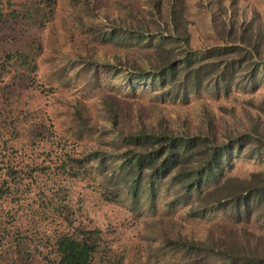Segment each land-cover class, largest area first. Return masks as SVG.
<instances>
[{
	"label": "trees",
	"instance_id": "obj_1",
	"mask_svg": "<svg viewBox=\"0 0 264 264\" xmlns=\"http://www.w3.org/2000/svg\"><path fill=\"white\" fill-rule=\"evenodd\" d=\"M119 2L126 15L100 2L95 8V0H81L107 27L95 26L91 38H82L83 46L73 51L92 64V45H103L110 62L130 70L128 86L150 83L178 106L171 105L173 116L154 105L144 115L114 94L101 92L103 119L121 144L120 164L104 172L100 154L105 149L95 145L84 154L35 98L37 91L48 90L36 76L33 29L52 28L56 0H0V264H33V259L44 264H100L102 256L105 264H125V248L113 251L96 227L72 223L66 188L54 181L55 176L92 177L94 171L107 188L120 185L132 200L145 192L149 207L163 196L167 209L183 206L187 218H203L208 212L225 215L228 224L206 227L201 238L173 223L168 231L148 235L159 241L150 252H170L166 264H264V230L258 223L248 226L251 218L264 223V171L245 178L226 174L236 157L264 156V97L256 103L240 101V110H235L236 94L242 93L238 91L251 92L264 84V25L257 11L248 6L239 13L238 0H194L199 13L208 15L211 38L195 42L189 0H118L116 6ZM68 34L72 36L71 30ZM87 42L93 44L87 48ZM116 44L143 51L129 59L113 49ZM191 96L198 108L193 119L186 114L188 108L179 107ZM71 107L77 138L82 129L96 131L97 122L85 116L79 99ZM111 190L117 198L118 191ZM23 202L35 214L58 219L53 232L19 224L17 210ZM149 223L156 227L161 219Z\"/></svg>",
	"mask_w": 264,
	"mask_h": 264
},
{
	"label": "rangeland",
	"instance_id": "obj_2",
	"mask_svg": "<svg viewBox=\"0 0 264 264\" xmlns=\"http://www.w3.org/2000/svg\"><path fill=\"white\" fill-rule=\"evenodd\" d=\"M117 1L95 0L94 4L97 8V3L100 2L109 11L125 14L126 7L120 2V6H116ZM189 2L190 6L187 13L194 22L192 37H196L195 42H199L198 38H202L203 41H210L211 38L207 36V26L209 25L207 13H199L194 0H189ZM223 2L227 4L229 0H223ZM238 2L242 6L239 7V13L240 10L252 6L264 25V0H238ZM81 21L83 22L81 23ZM104 23L103 18L84 6L81 0H56L51 23L52 28L49 30L44 25L43 28L33 29L38 47L35 56L37 61L36 76L37 80L48 90L45 92L37 91L35 98L36 101L42 103L41 110H46L55 127L59 131L65 132L71 141L75 142L78 149L84 151V154L87 155L95 145L104 148L105 150L100 154L102 155L101 169L104 172H109L120 164L121 144L120 138L111 129L109 122L103 119L104 108L98 102L100 93L114 94L125 100L130 109L140 108L144 115L152 112L150 107L154 105L164 107L173 116L175 112L170 111L172 110L171 105L178 106V102H170L166 94L159 95V91L155 86L154 88L150 83L147 84L144 81H135L133 86H128L127 81L130 78V75L128 76L130 70L117 63L116 65L113 64V61L110 62V59L103 54V45L87 42V48L89 44H93L92 46L96 48V53L93 55L96 59L94 62L91 61L92 64H89L88 61L90 60L86 56L83 57L78 51H73L72 48L77 49V46L81 44L80 40L82 38H91L90 32L94 30L95 26L98 25L99 28H102L105 26ZM70 30L72 36L68 34ZM66 48L67 51H64ZM113 49L119 53H126L129 55V59L132 57L137 58L140 53L139 50L143 51L142 48L135 47V45L123 47L121 44H116ZM106 59H108L107 62L112 63L109 70L107 69L109 63L106 62ZM238 92L242 93L236 94V112L240 110V101L242 103L252 99L256 103L263 98L264 84H259L258 88L251 92L247 90ZM74 99H79L83 106L82 110L84 109L86 112L85 116L89 121L97 122L96 127H94L96 131L88 132L82 129L79 138L73 132L75 126L70 121V110H72V107L70 109V103ZM30 101L35 104V101ZM179 107L188 108L186 114L189 115L190 113L192 119L197 115V101L192 96L187 104ZM245 107H248L246 103ZM249 110L253 111L252 108H249ZM93 166H96L95 162H93ZM97 169L99 170V168ZM255 171H264V156L262 159L236 157L233 159L232 165L226 170V174L245 178ZM89 176L92 177H65L67 179L63 180L55 176L54 181L56 183L61 182L66 188L64 196H66L70 206L72 223L77 224L79 220L83 222L84 226L86 224L87 227H96L101 231L107 247L109 246L113 251L125 248L127 252L125 264H166L170 259V252L167 249L156 254L150 252L149 248L158 246L159 241L148 235H155L159 229L168 231L172 223L179 225L185 234L193 235L195 238H201L203 230L208 226L218 228L222 223L228 224L226 223L228 220L223 218L225 215L218 212H208L203 218L199 219L187 218L183 206H176L171 210L167 209L162 203L163 196H158L154 200V207H149L144 202L147 200L145 192L138 194L136 200H132L122 186L107 188L106 184H102L96 171L93 174L90 173ZM114 180L117 181L118 178L115 177ZM111 189L118 191L119 196L117 198H112L111 194L114 190ZM24 203H21L17 210L19 224L29 226L26 228H31L34 231L37 229L42 232H45V230L53 232V228L55 224H59V220H50L49 217L43 216L41 212L35 214L31 211V207L26 208ZM51 214L53 213L51 212ZM47 216H49V212H47ZM156 217L161 219V224L156 223L155 227V225H150L149 221ZM249 221L248 226L252 223H255V225L258 223L260 229L264 230V223H261L260 219L251 218ZM60 226H65L61 219ZM34 258L36 257L34 256ZM99 261L100 264H105V257L102 256ZM33 262V264H44L39 262L38 259H33Z\"/></svg>",
	"mask_w": 264,
	"mask_h": 264
}]
</instances>
